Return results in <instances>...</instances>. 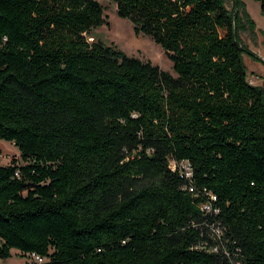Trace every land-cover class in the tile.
<instances>
[{"label":"trees","instance_id":"trees-1","mask_svg":"<svg viewBox=\"0 0 264 264\" xmlns=\"http://www.w3.org/2000/svg\"><path fill=\"white\" fill-rule=\"evenodd\" d=\"M108 2L174 75L94 37V0H0V139L19 154L0 166V260L264 264L241 1Z\"/></svg>","mask_w":264,"mask_h":264},{"label":"rangeland","instance_id":"rangeland-1","mask_svg":"<svg viewBox=\"0 0 264 264\" xmlns=\"http://www.w3.org/2000/svg\"><path fill=\"white\" fill-rule=\"evenodd\" d=\"M102 7L103 20L98 28H94L93 36L104 43H112L128 56L140 60L149 61L163 71L174 75L171 63L158 45L154 44L147 36L134 35L131 25L116 17L114 5L108 0H94ZM245 13L253 23L252 32L239 31L238 36L243 45L254 52L258 60L246 54H241L247 80L251 84H260L264 79V15L259 5L251 0H240ZM229 9V2H226ZM17 149L9 142L0 139V166L7 165L11 159L18 160ZM24 259L11 256L6 260H0V264H23Z\"/></svg>","mask_w":264,"mask_h":264},{"label":"built area","instance_id":"built-area-1","mask_svg":"<svg viewBox=\"0 0 264 264\" xmlns=\"http://www.w3.org/2000/svg\"><path fill=\"white\" fill-rule=\"evenodd\" d=\"M205 209H206V208H205ZM34 260H35L36 262H40L39 259L36 258V257H34Z\"/></svg>","mask_w":264,"mask_h":264}]
</instances>
